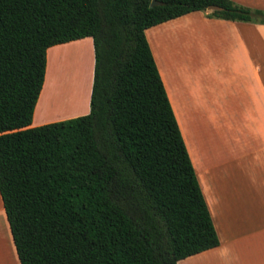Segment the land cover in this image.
I'll use <instances>...</instances> for the list:
<instances>
[{"label": "trees", "instance_id": "obj_1", "mask_svg": "<svg viewBox=\"0 0 264 264\" xmlns=\"http://www.w3.org/2000/svg\"><path fill=\"white\" fill-rule=\"evenodd\" d=\"M0 0V197L20 264H177L219 245L145 31L230 0ZM91 38L89 114L30 127L50 47Z\"/></svg>", "mask_w": 264, "mask_h": 264}, {"label": "crops", "instance_id": "obj_2", "mask_svg": "<svg viewBox=\"0 0 264 264\" xmlns=\"http://www.w3.org/2000/svg\"><path fill=\"white\" fill-rule=\"evenodd\" d=\"M230 1L264 12V0ZM208 13L145 31L219 239L177 264H264V24ZM78 50L86 71L76 98L70 81L78 77ZM93 68L91 38L50 47L30 127L89 114ZM56 105L62 115L48 118ZM0 264H20L1 197Z\"/></svg>", "mask_w": 264, "mask_h": 264}, {"label": "rangeland", "instance_id": "obj_3", "mask_svg": "<svg viewBox=\"0 0 264 264\" xmlns=\"http://www.w3.org/2000/svg\"><path fill=\"white\" fill-rule=\"evenodd\" d=\"M84 55L85 54L80 52L79 58H77L78 63L76 65V66H79L78 77L73 82L72 81L70 82L72 84L71 85L72 86V93L74 94V96H76V98L79 97L80 95H83V80H84V75H85V71H86ZM60 64H61V62H60ZM63 81H64V85L68 87L69 83L67 81H65V80H63ZM53 86L55 87V85H52L50 87L49 91H51L54 88ZM69 88H70V86H69ZM44 93H46V92H44ZM43 97H45V96L43 95ZM60 109L61 108L59 106H57V105L55 107L51 108V110L48 111V116L47 117L49 118V117H52V116L62 115V112L59 111ZM72 110H73V108L68 107V109L64 110V114L71 113Z\"/></svg>", "mask_w": 264, "mask_h": 264}, {"label": "water", "instance_id": "obj_4", "mask_svg": "<svg viewBox=\"0 0 264 264\" xmlns=\"http://www.w3.org/2000/svg\"><path fill=\"white\" fill-rule=\"evenodd\" d=\"M159 4H160L159 2H157L156 0H153V1L151 2V4H150V7L157 6V5H159Z\"/></svg>", "mask_w": 264, "mask_h": 264}, {"label": "bare ground", "instance_id": "obj_5", "mask_svg": "<svg viewBox=\"0 0 264 264\" xmlns=\"http://www.w3.org/2000/svg\"><path fill=\"white\" fill-rule=\"evenodd\" d=\"M69 55H70V53H69ZM68 79H69V78H68ZM68 79H67V80H68ZM67 80H66V81H67ZM70 82H71V81H70ZM44 95H45V94H44ZM48 98H49V97H48ZM48 103H49V102H48ZM47 105H48V104H47Z\"/></svg>", "mask_w": 264, "mask_h": 264}]
</instances>
